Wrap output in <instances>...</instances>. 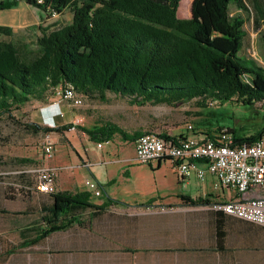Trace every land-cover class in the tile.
Instances as JSON below:
<instances>
[{
	"label": "trees",
	"instance_id": "obj_1",
	"mask_svg": "<svg viewBox=\"0 0 264 264\" xmlns=\"http://www.w3.org/2000/svg\"><path fill=\"white\" fill-rule=\"evenodd\" d=\"M184 1L188 0L181 5ZM21 2L36 8L41 16L59 17L68 11L71 22L50 32L43 30L34 58L24 59L15 46L0 41V119L12 118L13 111L32 101L44 102L63 89L101 101L111 93L137 106L193 100L202 102L201 106L205 102L264 105V68L241 55L245 22L230 14L231 5L246 11L243 0H191L187 19L177 16L180 0H0V11ZM0 35L11 36V29L0 26ZM212 121L200 125L208 136L221 129ZM27 127L45 135L74 128L95 143H107L116 134L133 142L147 134L129 135L111 124L91 129L73 124ZM227 130L235 147L264 139V125L249 136ZM160 136L173 141L181 138ZM28 186L37 190V180ZM101 192L107 199L102 207L125 205L110 198L102 186ZM44 194L54 201L53 213L63 217L78 208L94 207L91 192ZM181 198L191 206L208 203ZM65 228L60 223L55 230Z\"/></svg>",
	"mask_w": 264,
	"mask_h": 264
},
{
	"label": "crops",
	"instance_id": "obj_2",
	"mask_svg": "<svg viewBox=\"0 0 264 264\" xmlns=\"http://www.w3.org/2000/svg\"><path fill=\"white\" fill-rule=\"evenodd\" d=\"M40 109L41 126H60L63 107L60 117H54V126L43 123ZM57 135L69 138L67 132ZM111 141L98 148V143L83 133V137L70 141L74 162L69 155L66 164L54 161V156L45 159L47 165L59 168L57 192H91L90 203L95 208H78L63 217L53 213L52 197L35 188L28 186L30 192L23 195L18 192V183H10L9 189L14 191L5 196L0 187V264H264V227L209 208L214 202L232 199L234 194L214 191L209 179L204 183L180 180L170 161L147 166L159 171L170 164L178 186L191 189L171 198L158 196L145 202H126L109 196L125 205L102 207L107 199L101 186L108 194L109 188L118 184L120 173L123 183L130 181L123 166L114 173L108 168L111 154L116 156L132 145L136 162L135 141L122 137ZM130 159L121 161L125 164ZM90 182L98 189L90 190ZM182 196L208 203L191 206ZM149 201L152 202L147 205ZM60 223H65L66 228L55 230ZM43 233L45 238L29 244Z\"/></svg>",
	"mask_w": 264,
	"mask_h": 264
},
{
	"label": "rangeland",
	"instance_id": "obj_3",
	"mask_svg": "<svg viewBox=\"0 0 264 264\" xmlns=\"http://www.w3.org/2000/svg\"><path fill=\"white\" fill-rule=\"evenodd\" d=\"M181 1L177 16L180 19H187L190 17L191 0L184 1L182 5ZM243 3L246 11H241L234 5L230 6L231 16L239 17L245 22L243 26L245 37L241 55L254 60L258 66L264 68V0H243ZM70 22L71 14L68 11L59 17H48L43 14L41 16L36 8L21 2L13 9L0 11V26L9 27L12 33L8 37L0 35V41L15 46L24 59L34 58L38 54L37 39L41 37L43 30L50 32ZM52 98L53 96L47 97L44 102L32 101L22 106L20 110L13 111L12 118L4 116L0 119V187L4 188L1 192L5 196L14 191L9 189L10 183L16 185L18 183L20 185L18 192L28 195L30 191L27 188L28 185L32 183L36 185L33 171L43 166L52 167L47 165L43 154L44 140H49L54 148V161L66 164L68 155L72 162L75 160L70 141L83 137V132L70 130L67 132L69 138H65L57 135L58 133L45 135L29 129L27 127L29 124L40 125L39 107L42 109L53 104L63 107L65 113L64 117L59 119L60 126L74 124L91 129L94 126L111 124L129 135L139 132L175 137L182 135L187 124L193 125L197 130L200 129L198 131H204L203 126L200 125L213 119L212 122L216 127L234 129L236 132L240 131L249 136L264 125L263 104L249 106L236 102L225 104L205 102V105L201 106L202 102L193 100L174 105L137 106L132 104L129 98L106 93L104 101L97 97H84L82 106L73 107L62 99L53 102ZM61 119H64V124H61ZM113 139L118 140L121 137L116 134ZM111 142L114 143V141ZM133 155L134 148L128 145L120 154L116 156L111 154L109 157L112 162L108 168L112 173L117 172V169L123 166V171H128L130 181L123 183V176L120 173L118 184L109 188L108 196L126 202H145L149 198L158 196L171 198L181 193L182 190L191 189V186L182 188L178 186L169 169L170 164H165L159 171H156L155 166L140 165L133 161ZM125 158H132V160L124 164L121 159ZM23 159H30L32 163H24ZM115 160L119 161L114 162ZM10 187L15 188V186Z\"/></svg>",
	"mask_w": 264,
	"mask_h": 264
},
{
	"label": "built area",
	"instance_id": "obj_4",
	"mask_svg": "<svg viewBox=\"0 0 264 264\" xmlns=\"http://www.w3.org/2000/svg\"><path fill=\"white\" fill-rule=\"evenodd\" d=\"M61 99L73 107L83 105V98L67 89L55 95L52 101ZM184 132L174 141L153 133L139 136L134 142L136 162L150 165L170 161L182 181L194 179L197 183H204L209 179L213 190L234 194L230 200L212 203L209 206L212 211L264 227V140L235 147L227 129L208 136L187 124ZM97 147L101 148L102 143ZM42 150L45 159L53 156L54 148L49 140H44ZM33 173L39 192L53 194L56 191L59 168L43 166ZM88 185L90 190H97L95 183Z\"/></svg>",
	"mask_w": 264,
	"mask_h": 264
},
{
	"label": "clouds",
	"instance_id": "obj_5",
	"mask_svg": "<svg viewBox=\"0 0 264 264\" xmlns=\"http://www.w3.org/2000/svg\"><path fill=\"white\" fill-rule=\"evenodd\" d=\"M59 114H61L59 105L53 104L41 109L42 120L46 126H54V117Z\"/></svg>",
	"mask_w": 264,
	"mask_h": 264
},
{
	"label": "bare ground",
	"instance_id": "obj_6",
	"mask_svg": "<svg viewBox=\"0 0 264 264\" xmlns=\"http://www.w3.org/2000/svg\"><path fill=\"white\" fill-rule=\"evenodd\" d=\"M68 92H69V93H72V94L74 95V93H73L72 91L68 90ZM60 93H61V91H58V92H57V95L60 94Z\"/></svg>",
	"mask_w": 264,
	"mask_h": 264
}]
</instances>
